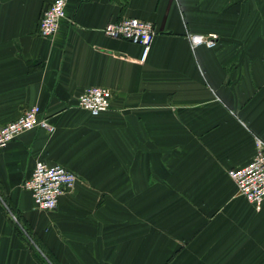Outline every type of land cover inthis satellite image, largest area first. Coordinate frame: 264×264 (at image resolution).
I'll return each mask as SVG.
<instances>
[{"label": "crops", "instance_id": "0c3cea01", "mask_svg": "<svg viewBox=\"0 0 264 264\" xmlns=\"http://www.w3.org/2000/svg\"><path fill=\"white\" fill-rule=\"evenodd\" d=\"M52 1L0 0V126L33 105L56 126L0 148V202L61 264H264V201L228 174L264 140V0H68L43 37ZM126 17L155 27L145 61L104 32ZM190 34L217 45L193 48ZM91 86L113 92L97 116L78 106ZM39 160L79 178L55 210L23 188ZM199 202L216 213L199 222ZM5 207L0 264H43Z\"/></svg>", "mask_w": 264, "mask_h": 264}, {"label": "built area", "instance_id": "2783aa9c", "mask_svg": "<svg viewBox=\"0 0 264 264\" xmlns=\"http://www.w3.org/2000/svg\"><path fill=\"white\" fill-rule=\"evenodd\" d=\"M68 0H53L44 10L39 23V34L43 37L54 36L67 17ZM104 32L112 38L125 39L139 44L143 48L142 61H145L154 41L156 30L153 23L136 17H126L119 21L109 22ZM191 45L205 44L215 47L218 42L216 34H190ZM113 92L103 86H91L78 98V106L97 116L111 108ZM36 128L54 132L56 126L43 115L40 106L33 105L17 119L0 126V148L5 147L22 133ZM257 152L248 164L232 168L229 176L235 182L238 194L246 198L257 209L264 201V140L256 139ZM78 175L61 164H48L37 161L29 178L23 182V188L30 191L39 210H55L61 196L76 187Z\"/></svg>", "mask_w": 264, "mask_h": 264}, {"label": "trees", "instance_id": "16d2710c", "mask_svg": "<svg viewBox=\"0 0 264 264\" xmlns=\"http://www.w3.org/2000/svg\"><path fill=\"white\" fill-rule=\"evenodd\" d=\"M4 199L7 202V205L9 206L11 211L16 215L18 221L23 225L25 230H27V232L31 234L34 242L39 246V248L41 249V252H43L42 254L39 251H37V249H35L34 246H31V249L33 250L35 256L43 264H61V262L54 256V254L42 243V241H40L39 237L32 231V228L29 226L28 222L22 218L20 213L12 207V205L10 204V202H8L6 198Z\"/></svg>", "mask_w": 264, "mask_h": 264}, {"label": "rangeland", "instance_id": "374dc122", "mask_svg": "<svg viewBox=\"0 0 264 264\" xmlns=\"http://www.w3.org/2000/svg\"><path fill=\"white\" fill-rule=\"evenodd\" d=\"M1 204H2V207H3V209L5 210V212H7V209H6V205L7 204H5L4 205V202H0ZM205 203L206 202H199V211H198V214H199V216H198V219H199V222H200V220H202V219H204L205 218V215H206V212L209 214V213H216V212H214V210H206V212H203V211H201V207L202 208H204L205 209ZM176 212H168L167 211V213H166V219H171V218H173L174 217V214H175ZM183 213V215H182V217H184V212H181V214ZM186 214V213H185ZM211 217H214L213 216V214L211 215ZM9 218H10V221H11V223L14 225V227L16 228V230L19 232V233H21L22 234V236H24L25 237V239L28 241V243H29V245H30V247L31 246H34L35 247V249H37V251H39L40 253H42L43 254V252H41V249L39 248V246L34 242V240H33V238H32V236H31V234L30 233H28L27 232V230H25V228L23 227V225L20 223V222H18V221H16L17 219L14 217V216H9Z\"/></svg>", "mask_w": 264, "mask_h": 264}]
</instances>
